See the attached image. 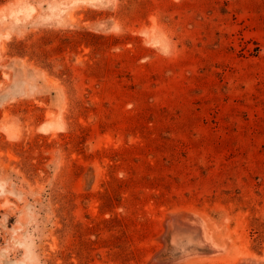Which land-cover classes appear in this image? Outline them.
<instances>
[{"label": "rangeland", "instance_id": "rangeland-1", "mask_svg": "<svg viewBox=\"0 0 264 264\" xmlns=\"http://www.w3.org/2000/svg\"><path fill=\"white\" fill-rule=\"evenodd\" d=\"M0 264H264V0H0Z\"/></svg>", "mask_w": 264, "mask_h": 264}, {"label": "bare ground", "instance_id": "bare-ground-1", "mask_svg": "<svg viewBox=\"0 0 264 264\" xmlns=\"http://www.w3.org/2000/svg\"><path fill=\"white\" fill-rule=\"evenodd\" d=\"M21 1V0H20ZM23 1V0H22ZM19 3V2H18ZM186 215V214H185ZM188 215V214H187ZM187 215H186V217H187ZM178 217V216H177ZM174 219V218H173ZM168 223V222H167ZM171 225H174V226H178V227H183V228H188V229H198V228H196V227H200L201 228V225L198 223V222H196V221H191V220H188V219H186V218H180V219H176L175 220V222L173 223V224H171ZM168 226V225H167ZM201 230V229H200ZM201 238H203L205 241H206V243H209V245H210V247H212V251H217V250H219L220 248H221V246H218L216 243H214V242H212L211 241V239H210V241H208L207 240V238H206V236H204L203 235V231H201ZM252 256H254V255H252ZM256 257H257V255H255ZM251 257V256H250ZM249 257V258H250ZM255 257V258H256ZM263 257V256H262ZM251 259V260H250ZM250 259H248V260H250V261H254V260H252V257L250 258ZM255 260H257V259H255ZM262 260H263V258H262ZM249 261V262H250ZM255 263V262H254Z\"/></svg>", "mask_w": 264, "mask_h": 264}]
</instances>
